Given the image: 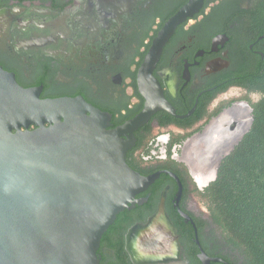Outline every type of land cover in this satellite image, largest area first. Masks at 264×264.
<instances>
[{
    "label": "flooded vegetation",
    "instance_id": "af4514ba",
    "mask_svg": "<svg viewBox=\"0 0 264 264\" xmlns=\"http://www.w3.org/2000/svg\"><path fill=\"white\" fill-rule=\"evenodd\" d=\"M187 1L0 0V66L22 86L41 87V98L84 97L110 114L115 129L144 109L139 69ZM223 1L205 0L161 51L152 74L170 110L133 131L126 155L142 175L160 176L136 195L148 200L121 211L105 231L98 264H263L232 243L213 215L212 182L201 187L184 161L188 144L200 143L229 108L249 102L254 114L259 99L245 84L264 66V32L248 28L245 11L229 12ZM153 84L143 85L149 91ZM171 173L182 183L178 200ZM163 198L167 237L162 218L152 223Z\"/></svg>",
    "mask_w": 264,
    "mask_h": 264
},
{
    "label": "water",
    "instance_id": "95a60500",
    "mask_svg": "<svg viewBox=\"0 0 264 264\" xmlns=\"http://www.w3.org/2000/svg\"><path fill=\"white\" fill-rule=\"evenodd\" d=\"M204 4L188 0L165 22L139 69L146 105L115 129L108 128L110 114L84 97L41 98V87L22 86L0 66V264L99 263L105 231L121 211L145 203L149 194L136 195L160 176L133 169L127 151L134 130L158 110H170L152 71L176 28ZM150 82L154 89L147 91L143 84ZM254 120L249 102L235 104L218 119L225 128L215 123L200 143L188 144L184 161L201 187L217 180L222 161ZM171 175L178 181V200L182 183ZM161 218L167 237L164 198L152 223Z\"/></svg>",
    "mask_w": 264,
    "mask_h": 264
},
{
    "label": "trees",
    "instance_id": "16d2710c",
    "mask_svg": "<svg viewBox=\"0 0 264 264\" xmlns=\"http://www.w3.org/2000/svg\"><path fill=\"white\" fill-rule=\"evenodd\" d=\"M247 8L242 9V2ZM229 12L245 11L248 28L264 32V0H224ZM261 70V71H260ZM245 84L259 95L253 104L255 121L242 142L227 156L210 187L214 218L232 243L264 264V66Z\"/></svg>",
    "mask_w": 264,
    "mask_h": 264
},
{
    "label": "bare ground",
    "instance_id": "6f19581e",
    "mask_svg": "<svg viewBox=\"0 0 264 264\" xmlns=\"http://www.w3.org/2000/svg\"><path fill=\"white\" fill-rule=\"evenodd\" d=\"M165 224V223H164Z\"/></svg>",
    "mask_w": 264,
    "mask_h": 264
}]
</instances>
